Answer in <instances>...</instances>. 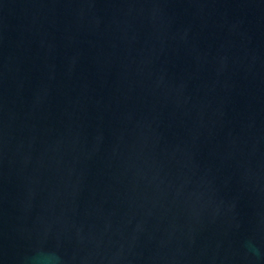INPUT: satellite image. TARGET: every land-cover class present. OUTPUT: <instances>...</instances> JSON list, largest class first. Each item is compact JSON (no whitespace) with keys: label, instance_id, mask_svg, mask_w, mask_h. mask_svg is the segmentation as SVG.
<instances>
[{"label":"water","instance_id":"water-1","mask_svg":"<svg viewBox=\"0 0 264 264\" xmlns=\"http://www.w3.org/2000/svg\"><path fill=\"white\" fill-rule=\"evenodd\" d=\"M0 264H264V0H0Z\"/></svg>","mask_w":264,"mask_h":264}]
</instances>
